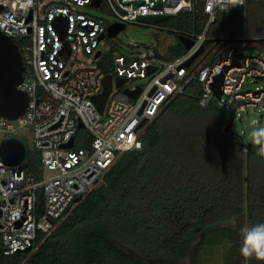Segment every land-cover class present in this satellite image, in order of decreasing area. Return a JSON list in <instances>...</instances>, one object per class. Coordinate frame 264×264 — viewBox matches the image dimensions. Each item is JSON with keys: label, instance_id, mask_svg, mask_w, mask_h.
I'll list each match as a JSON object with an SVG mask.
<instances>
[{"label": "built area", "instance_id": "1", "mask_svg": "<svg viewBox=\"0 0 264 264\" xmlns=\"http://www.w3.org/2000/svg\"><path fill=\"white\" fill-rule=\"evenodd\" d=\"M93 1L0 0V31L19 44L26 66L19 88L29 95L20 117L0 116V131L6 137L26 134L31 145L41 151L44 167L43 180L36 182L21 164L10 166L0 158V236L6 255L34 247L38 231H51L53 221L63 218L78 196L102 180L118 154L140 148L145 126L194 81L201 83L202 106L216 101L240 119L250 107L264 111V86L243 88L246 81L264 79V47L246 54L245 47L253 41L244 39L238 46L224 47L211 63L197 62L201 54L189 65L185 63L205 43L216 17L244 0H101L98 7L109 9L112 22L125 23L200 6L208 23L201 32L189 35L193 45L173 58L159 51L156 44L131 40L122 51L117 44L113 47L115 41L111 43L107 36L101 39L111 21L86 9L96 7ZM58 17L62 18L57 22ZM65 23L62 38L57 25ZM65 42L70 52L64 50ZM110 50L113 87L100 112L94 96L103 91L107 73L100 61ZM151 67L154 69L149 71ZM223 71V92L218 98L212 82ZM118 77L126 79L121 86ZM125 89L136 93L130 95ZM80 123L84 127H79ZM72 138L73 146L64 145ZM88 140L89 146H81ZM39 187L45 195L41 217L37 216Z\"/></svg>", "mask_w": 264, "mask_h": 264}, {"label": "trees", "instance_id": "2", "mask_svg": "<svg viewBox=\"0 0 264 264\" xmlns=\"http://www.w3.org/2000/svg\"><path fill=\"white\" fill-rule=\"evenodd\" d=\"M244 4L253 23L247 33L262 38L264 0ZM101 10L110 14L106 6ZM226 11L232 15L225 22L219 24L222 14L210 24L197 62L211 63L224 47L244 40L232 30L239 11ZM208 20L198 6L160 21L178 39L169 45L168 57L186 50L180 33L201 32ZM219 37L229 39H214ZM253 42L264 47V39ZM111 56L112 50L100 61L106 73L113 71ZM200 90L194 81L186 93L171 98L145 126L142 146L118 154L67 216L54 220L51 231H38L30 252L4 254L0 236V264H214L209 257L215 260L212 251L221 248L222 264H239L241 258L244 264H264L240 253V229L264 223V157L258 145L231 131L218 102L200 104ZM19 138L27 146L23 169L34 181L43 180L41 151L27 143L26 134ZM36 192L41 217L44 190Z\"/></svg>", "mask_w": 264, "mask_h": 264}, {"label": "water", "instance_id": "3", "mask_svg": "<svg viewBox=\"0 0 264 264\" xmlns=\"http://www.w3.org/2000/svg\"><path fill=\"white\" fill-rule=\"evenodd\" d=\"M101 3V0H94L93 5L98 7ZM3 9V5H0V11ZM31 17V11L29 18ZM169 17V15H147L142 16V22H157ZM62 17H58V21ZM61 37L64 38L66 35V23L62 25H57ZM126 26L125 22L114 21L110 22L107 26L105 33L101 34L100 38L117 35L122 29ZM196 33V31H195ZM194 33V35H195ZM179 39L183 42L185 47L190 48L194 40L192 37L179 34ZM217 41H225L229 39L228 37H219L214 38ZM257 39L264 38H252V41ZM240 40V39H238ZM64 50L70 52V46L68 42L64 43ZM205 50V43L193 53L185 62L189 65L195 58L202 54ZM100 54V51L97 52V56ZM242 53H239L241 56ZM228 68V67H227ZM25 61L20 50L19 44L16 43L9 35L0 31V116L7 119H16L20 117L26 110L29 102V95L27 92L19 88L20 83L23 81L25 74ZM151 67L149 71L153 70ZM225 71L217 74L212 82V88L215 95L219 98L223 92L222 85L224 81ZM125 78L118 77L117 85L121 86L125 82ZM103 91L100 94L94 96V102L100 112H103L109 93L113 87V74L107 73L103 78ZM125 91L130 95H135V91L131 89H125ZM79 127H84L83 123L79 124ZM225 132H230V125L225 126ZM66 146H73V138L66 144ZM27 146L25 142L19 137H6L0 141V158L4 163L10 166H15L22 164L26 158ZM83 196H78L75 199V203L79 202ZM33 249V246L27 247L21 252H30Z\"/></svg>", "mask_w": 264, "mask_h": 264}, {"label": "rangeland", "instance_id": "4", "mask_svg": "<svg viewBox=\"0 0 264 264\" xmlns=\"http://www.w3.org/2000/svg\"><path fill=\"white\" fill-rule=\"evenodd\" d=\"M87 7L86 9L88 10L90 9V11L92 10V12L95 14H101V13L103 14V11L101 10L102 7H94V8H87ZM232 8L237 9L240 15L238 20L233 22L232 30L241 32L242 36H240L241 37L240 39L254 38L252 36H249V34L247 33L248 29L253 27V23L251 19L248 18L247 15L248 10L245 4L244 3L241 5L236 4L233 5ZM104 15L111 22L113 21V17L111 13ZM220 15H222V18L219 17L220 19L219 24L225 22L226 18L232 15V13L229 11H223L218 16ZM160 21L151 22V23L142 22L139 20L127 22L125 28L122 29L117 35L114 36L107 35V37L111 38V40L116 42V43L114 42L113 47L119 45L121 46L122 51H126L128 49L130 45V41L132 40V41H139L140 43L156 44L159 51L165 52V54H169L168 51L169 45L175 44L178 39L176 33L174 31L165 28V26H163V24L160 23ZM260 49H263V47L253 42L251 43L250 46L245 47V52L246 54L258 53ZM259 85L264 86V79L256 80L254 83H249L248 81H246L243 88L255 89V87ZM249 110L250 111L245 114L243 119L236 118L235 114L230 109L227 108H224V114L226 120L231 124V131L236 132L238 135H240L244 142L253 143V137L251 135L252 132L256 129L264 127V118L261 115L264 114V111L258 110V108H254V107H250ZM5 137L6 136H4L0 131V141H2ZM28 141H30V138ZM27 143L31 145V141ZM47 173H51V172H47ZM68 212L65 214V216H67ZM224 252L225 250L223 248H221V250L218 252L212 251L215 260H213L210 255L208 261L210 263H213L214 261L216 264H220L221 256L225 259ZM222 262L223 261L221 259V264ZM238 263L244 264L243 259L242 258L239 259Z\"/></svg>", "mask_w": 264, "mask_h": 264}, {"label": "clouds", "instance_id": "5", "mask_svg": "<svg viewBox=\"0 0 264 264\" xmlns=\"http://www.w3.org/2000/svg\"><path fill=\"white\" fill-rule=\"evenodd\" d=\"M253 143L260 146L258 155L264 156V127L252 132ZM242 245L240 253L245 258L255 257L264 261V223L245 225L240 229Z\"/></svg>", "mask_w": 264, "mask_h": 264}, {"label": "snow or ice", "instance_id": "6", "mask_svg": "<svg viewBox=\"0 0 264 264\" xmlns=\"http://www.w3.org/2000/svg\"><path fill=\"white\" fill-rule=\"evenodd\" d=\"M131 139H132V137L130 136V137H129V140L131 141Z\"/></svg>", "mask_w": 264, "mask_h": 264}]
</instances>
